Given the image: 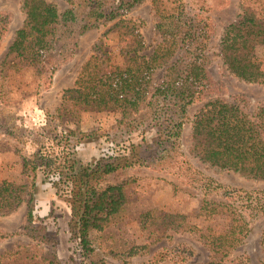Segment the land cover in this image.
<instances>
[{
	"label": "trees",
	"instance_id": "trees-1",
	"mask_svg": "<svg viewBox=\"0 0 264 264\" xmlns=\"http://www.w3.org/2000/svg\"><path fill=\"white\" fill-rule=\"evenodd\" d=\"M63 1L68 8L61 12L55 0H21L25 19L7 56L28 61L40 73L52 77L76 54L78 39L84 33L115 20L124 22V15L146 0ZM249 1V5L242 3L238 18L224 28L218 44L219 56L229 74L243 83L264 88L262 63L254 55L257 47H264V0ZM152 3L157 15L156 32L161 36L153 51L149 55L137 50L123 51V64L113 66L111 71L103 69L107 58L91 55L78 71L74 86L64 92L58 111H69V101L71 108L78 111L120 110L126 123L113 135V142L129 141V136L149 119L158 128L155 148L146 145L149 155L141 156L138 145L129 143L124 152L112 159L100 158L83 165L68 141L69 135L74 138L76 132L68 130L67 136L59 139V143L65 139L66 143L58 151L38 150L24 156L22 173L27 182L0 181V217L27 204L20 234L31 240L32 254L7 251L0 255V264H13L17 254L22 262L61 264L55 242L45 234L46 226L36 225L39 173L51 176L57 194L67 198L71 210L69 230L78 240L85 260L89 264H108L104 258H94L92 238L106 230L114 215L124 211L128 201L125 188L129 184L113 183L111 177L133 168H150L178 150L188 108L197 104L201 107L191 121V155L214 169L264 181V103L249 111L244 96H235L233 102L219 97L217 89L221 84L212 79L207 66L213 23L206 7L190 1L167 13L159 9L158 1ZM9 25L7 15L0 11V47ZM157 71H161V76L155 81ZM229 196L228 202L206 210L211 216L225 209L232 225L228 231L204 236L209 251L205 264H247L244 257L234 258L233 254L249 232L247 217H264V192L232 190ZM150 215L142 216V224H147ZM160 220L158 229L163 232L195 231L182 216L166 215ZM130 252L136 253L133 249ZM167 258L166 253L158 254L154 261L161 263Z\"/></svg>",
	"mask_w": 264,
	"mask_h": 264
},
{
	"label": "rangeland",
	"instance_id": "rangeland-1",
	"mask_svg": "<svg viewBox=\"0 0 264 264\" xmlns=\"http://www.w3.org/2000/svg\"><path fill=\"white\" fill-rule=\"evenodd\" d=\"M156 1L159 9H165L167 13H172L184 2L205 6L213 23L207 66L212 79L221 84L217 89L219 97L233 102L235 96H244L249 111L264 103V88L243 83L229 74L218 50L224 28L238 18L242 3L249 5V0ZM55 2L61 12L68 8L63 0ZM153 5L152 0H146L128 11L124 22L115 20L84 33L78 39L76 54L51 77L40 73L28 61L15 55L7 56L25 16L21 0H0V11L10 22L0 47V181L26 183L22 158L38 150L58 151L66 143V139L59 143V139L67 136L68 130L76 132L74 138L69 135L68 141L75 158L83 165L100 158L112 159L124 152L129 143L138 145L141 156L149 155L146 145L154 147L158 136V128L149 119L139 131L129 136V141L118 139L113 142V135L126 123L122 121L120 110L78 111L71 108V101L66 104L69 111H58V107L64 92L74 86L78 71L91 55L107 58L103 69L111 71L113 66L123 64V51L137 50L145 55L153 51L161 41L155 28L157 15ZM254 55L264 70V47H257ZM160 76L161 71H157L155 81ZM200 107L201 104H197L188 108V120L178 150L150 168H133L111 177L113 183L128 181L125 188L128 201L124 211L111 218L106 230L93 236L95 259L104 258L108 264H205L209 261V251L204 236L210 232L228 231L232 225L225 209L218 207L222 213L211 216L206 210L228 202L232 190L264 192V181L214 169L191 155V121ZM36 181V225L46 226L45 234L55 242L61 264H89L78 240L70 233L71 210L67 198L57 194L51 176L39 173ZM26 212L27 204L24 203L13 214L0 217V255L7 251L29 252L31 240L20 234ZM147 213L151 214L147 224H142V216ZM166 215L182 216L195 231H160V218ZM247 219L250 221L249 232L233 256L244 257L247 264H264V217L252 219L249 216ZM132 249L136 253L130 255ZM163 253L169 259L156 263V255ZM18 257L17 254L13 264L35 262H22Z\"/></svg>",
	"mask_w": 264,
	"mask_h": 264
}]
</instances>
